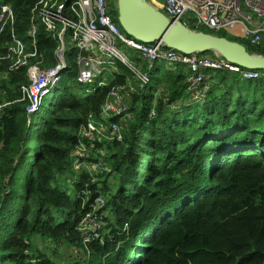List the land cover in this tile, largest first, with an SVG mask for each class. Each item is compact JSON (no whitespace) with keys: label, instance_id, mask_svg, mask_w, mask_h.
<instances>
[{"label":"trees","instance_id":"trees-1","mask_svg":"<svg viewBox=\"0 0 264 264\" xmlns=\"http://www.w3.org/2000/svg\"><path fill=\"white\" fill-rule=\"evenodd\" d=\"M3 1L14 12L15 36L29 44L30 10L40 0ZM112 13L118 16L116 8ZM10 39V27L0 31V56ZM36 43L44 66H54L56 44L43 28ZM252 49L246 48L257 54ZM166 72L154 78L148 95L132 99L129 134L110 158L113 183L89 186L93 196L110 193L106 209L114 217L88 252L76 230L86 208L79 199L70 202L61 177L71 173L80 126L98 115L110 87L86 95L74 78L65 82L41 105L34 132L33 118L16 102L24 72L0 82V104L13 102L0 111V264H51L36 237L77 249L73 264H264V71L247 80L228 70H202L211 76L205 103L190 105L191 72L181 65Z\"/></svg>","mask_w":264,"mask_h":264},{"label":"built area","instance_id":"built-area-1","mask_svg":"<svg viewBox=\"0 0 264 264\" xmlns=\"http://www.w3.org/2000/svg\"><path fill=\"white\" fill-rule=\"evenodd\" d=\"M144 1L169 21L181 23L190 32L208 31L207 34L213 36L230 32L232 37H241L251 47L264 50V0ZM113 8L117 10L116 0H40L30 10L27 32L30 42L27 44L13 32L12 8L0 0V31L10 27L11 32L5 53L0 56V66L6 65L4 70H0V82L8 81L10 74L24 72L26 83L20 84L21 98L16 102L25 105L29 119L39 111L47 94L56 95L62 85L73 78L85 86L86 95L93 92L87 85L94 84L95 90L110 87L98 115L89 114L80 126L76 135L77 145L69 158V183L73 188L84 184L81 190H74L75 200L79 199L81 208H86L76 230L87 252V245L99 240L103 233L110 194L97 191L93 196L89 186L97 184V189H100L105 181L108 185L113 183L110 158L116 152L114 145L123 143L129 134V126L134 120L132 99L136 95H148L152 78L159 75L161 67L173 71L172 67L181 65L191 72L186 87L191 102L200 101L209 89L211 76L203 74L202 70H228L247 80L261 75L258 71H242L217 55L214 58L184 55L165 47L161 41L145 44L134 40L119 26L112 13ZM39 28H43L56 44V64L52 67L44 66V58L37 51ZM118 43L125 54L117 48ZM136 62L144 64L154 74L143 73L141 67L135 66ZM124 67L136 77L138 87L121 72ZM118 77H124L122 83L118 82ZM0 93H4L1 88ZM12 103L0 104V111ZM134 108L137 105L134 104ZM152 117L154 109L149 112V118ZM82 177L87 181L82 182ZM73 254L79 255L78 250Z\"/></svg>","mask_w":264,"mask_h":264},{"label":"water","instance_id":"water-1","mask_svg":"<svg viewBox=\"0 0 264 264\" xmlns=\"http://www.w3.org/2000/svg\"><path fill=\"white\" fill-rule=\"evenodd\" d=\"M116 4L118 24L134 40L145 44L161 41L165 47L184 55L212 52L239 68L264 71V57L250 54L239 43L203 32H190L181 23L169 21L144 0H116Z\"/></svg>","mask_w":264,"mask_h":264},{"label":"rangeland","instance_id":"rangeland-1","mask_svg":"<svg viewBox=\"0 0 264 264\" xmlns=\"http://www.w3.org/2000/svg\"><path fill=\"white\" fill-rule=\"evenodd\" d=\"M223 35L225 36L224 38H226V39H230V41H232V42H236V43H239V44H241L242 46H244L245 48H249V49H251V48H254V47H251L245 40H243L241 37H238V38H236V37H232L231 35H232V33H230V32H223ZM233 40H236V41H233ZM238 41V42H237ZM117 48L121 51L122 49H121V47H120V44L118 43L117 44ZM252 50H254L255 52H257V54L256 53H253L252 55H256V56H262V57H264L263 55H261V54H258V52H259V50H262V49H257V48H254V49H252ZM122 54H125L124 52H123V50H122ZM201 55V54H200ZM201 56H203V57H208V56H205V54H203V55H201ZM135 66L139 69L140 67L142 68V70H144L143 71V73L144 72H147V73H150L149 71H148V69L146 68V67H144V64H142V63H140V62H136L135 63ZM121 72L123 73V74H125V76L128 78V80L129 81H131L132 83H133V85H135V87H138V82L136 81L137 79H136V77L133 75V73L129 70V69H127V68H123V69H121ZM167 72H166V70L164 69V67L162 66L161 67V70H160V72H159V74L160 75H164V74H166ZM150 74H154L153 72L152 73H150ZM154 78H152V86H153V84H154ZM165 85V84H164ZM85 86H83L81 89H85L84 88ZM86 87H88L89 89H92V93H94L95 92V85L94 84H90V85H87ZM164 87L163 86H161V89H163ZM226 88V87H225ZM161 91V90H160ZM160 91H158V92H160ZM142 94H144V92H142ZM161 96V95H160ZM159 94H157V93H155L154 92V97H155V99L157 100L159 97ZM51 97H52V95H51V93L50 94H47L46 95V97H45V102H44V104H49L50 103V100H51ZM205 99V97L204 98H200V101H197V102H191V101H189L188 100V103H186L187 105H190V103H197L198 104V102H200L201 104H204L205 103V101L203 102L202 100H204ZM156 100L154 101V105H155V102H156ZM202 101V102H201ZM43 104V105H44ZM185 104V105H186ZM139 106H140V104H137V109H139ZM43 107L44 106H41L40 108H39V111H38V113L36 114H34L33 116H32V118H33V121L35 122V126H34V132H36V130H37V128H38V124H39V117H42V115H43ZM180 107H178V106H176V109L178 110ZM150 110H151V108L149 109V112H150ZM176 112H179V110L178 111H176ZM147 130V129H146ZM146 130L144 131V132H142V136L143 137H145V132H146ZM31 147H33V146H31ZM31 153H33V149H31ZM69 178L70 177H61V180H62V182H61V190H63V191H65V192H67V194H68V196L70 197V202L71 203H73L74 201L73 200H75V198H76V193H75V190H74V188H73V186L69 183ZM112 179H113V177H111ZM112 214V213H111ZM110 214V211H109V213H108V215H107V220H109L108 222H104V225H103V234H101V237H104L107 233H108V229H107V227H106V225L107 224H109V223H112V218L114 217V215L112 216ZM34 244H35V246H36V248L38 249V251L41 253V255H43V257L46 259V260H48L51 264H73L74 262H78V260L80 259V255H74L73 253L71 254V252H73V249H71V248H69L68 246H65V245H61V246H51V244L49 243V242H45V241H43V240H39V238L38 237H36L35 238V240H34V242H33ZM73 248V247H72Z\"/></svg>","mask_w":264,"mask_h":264},{"label":"crops","instance_id":"crops-1","mask_svg":"<svg viewBox=\"0 0 264 264\" xmlns=\"http://www.w3.org/2000/svg\"><path fill=\"white\" fill-rule=\"evenodd\" d=\"M172 69H175V67H172Z\"/></svg>","mask_w":264,"mask_h":264}]
</instances>
